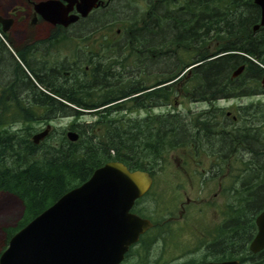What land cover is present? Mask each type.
I'll return each instance as SVG.
<instances>
[{
  "label": "trees",
  "instance_id": "obj_1",
  "mask_svg": "<svg viewBox=\"0 0 264 264\" xmlns=\"http://www.w3.org/2000/svg\"><path fill=\"white\" fill-rule=\"evenodd\" d=\"M176 1L171 0L172 4ZM184 1L173 15H154L151 3L148 4L147 10L140 14L145 15L142 30L138 37L134 36L135 42L128 48L133 58V64L128 67L129 81L124 83L115 78L109 66L95 67L92 83L85 86H91L97 91L91 97L94 104L89 110L101 108L100 112L95 110L93 113L98 112L97 114L102 116L94 123L82 127L77 141L69 142L64 136L54 144H48L45 140L36 145L29 140V132L10 133L9 128L0 130V216L11 214L8 211L10 198L17 200L21 206L17 221L1 229L5 246L0 253L16 231L65 192L86 181L91 173L103 164L115 161L130 171L141 170L151 174L153 164L169 151L183 148L188 143L198 149L202 141L200 128L196 127L203 123L199 121V115L191 119L192 126L189 128L188 118L178 113L115 119L108 117L110 113H118L123 108L142 110L167 106L168 96L178 94V85L184 96L189 94L191 102H211L227 95L233 98L248 95L244 82L247 80L246 74L248 71L258 72L259 68L248 61L245 55L258 59L257 54L259 50L262 51L260 36L257 38L250 33V26L257 20L256 6L252 0ZM169 2L162 1L166 7L165 12ZM236 10L239 15L233 14H236ZM190 19L191 25L187 26L186 23ZM105 25L107 24H102V27ZM212 39L226 41L222 45H218L217 41L210 52L205 50L201 55L178 63L180 58L177 57L176 48L197 46L199 42ZM139 46L143 66L147 62L150 65L157 63L158 67L162 61L171 62L169 65H172L157 74L149 88L142 83L130 82L141 77L137 74L136 65V51L140 49ZM170 46L174 47L173 51L169 50ZM155 52L157 58L152 59ZM199 62L203 63L185 75L184 70L187 67ZM243 64L245 71L241 75L242 78L237 81L229 80L230 73ZM6 68H10V65ZM2 82L0 79V83ZM79 101L81 102V99ZM254 108L256 111L262 109L257 106ZM256 111L255 114L262 117L261 112ZM73 116L75 118L78 115ZM105 117L106 120L103 121ZM33 118L29 113H13L10 116V80L5 81L0 87V125H10V119L31 122ZM239 135V144L246 141L245 137L252 138V143L249 142L248 145L260 144L261 137L259 138L257 132L245 130L240 131ZM259 162L255 164L260 167L262 174L263 164ZM245 177L247 174H244L242 180V187L245 188L242 193L248 188V180ZM254 194L251 200L247 192L240 195L239 210L243 211V214L248 210L244 205L250 202L254 205L251 212L253 216H257L264 209V187ZM244 219L246 235L239 243L237 255L232 258L241 264L248 256L254 258L251 264H264V249L257 254L247 250V231L251 225L247 218Z\"/></svg>",
  "mask_w": 264,
  "mask_h": 264
},
{
  "label": "flooded vegetation",
  "instance_id": "obj_2",
  "mask_svg": "<svg viewBox=\"0 0 264 264\" xmlns=\"http://www.w3.org/2000/svg\"><path fill=\"white\" fill-rule=\"evenodd\" d=\"M48 1L59 2L66 18L77 16V19L63 25L60 22L45 19L46 17L43 18L39 11L37 12V5ZM99 1L101 5L98 8L92 9L85 17L81 18L76 12V4L79 0H0V74L4 72L2 69L10 65V72L5 74L4 77L10 80V116L13 113H22L23 115L29 113L34 116L33 121L21 120L24 125L28 122L43 124V129H33L36 132L29 136V140L32 142V137L35 134L42 132L49 126L43 139H37L36 143L33 142L36 145L41 144L48 138L52 130L49 123L59 119L62 115L74 117L73 115L93 113L89 110V107L94 104V100L91 99L94 89L91 86L86 88L85 85L92 83L95 67L109 66L110 72L115 77V64L124 66L125 60L132 57V55H128L129 49H124L131 45L129 39L134 36L138 37L141 32L140 29L127 31L128 35L124 39V46L114 41L109 43L110 38L107 43L96 44L94 41L98 39L94 37L95 33L101 31L104 34H109L110 29L102 27V24L97 27L94 26L95 22H92L91 18L95 10H106L111 7L113 2L133 3L136 0ZM162 1L147 0L153 6L154 15H173V13H169L170 7L169 9L167 7L166 12L164 11L166 7ZM256 11L257 20L250 26V33L257 38L260 36L262 51L259 50L258 59L247 56L254 62L250 59L247 60L256 67L258 60L262 59L263 63H260L262 66L258 72L248 71L246 74L247 80L244 82L247 88V96L252 97L264 95V89H262L260 83L264 75V26L252 30V27L257 25L260 19V10L257 6ZM233 14L238 15L237 10L236 14ZM3 27H5L4 30ZM132 41L135 42L133 39ZM121 53H123V57L120 58ZM155 58H157L156 52L152 55V59ZM136 65L138 68L137 74L139 75L142 68L141 48L136 51ZM241 66L240 73H243L245 64ZM236 69L230 73L229 80L237 81L239 78L240 73L232 77V73ZM229 96L231 95L224 96L225 98L222 96L211 102H204L209 107L198 113L199 121L203 122L196 126L200 128L202 138L199 148L205 146L210 155L218 153L221 159L228 158L236 153L238 159L243 160L244 156L247 155L251 160V166L243 172V175L247 174L248 188L242 193L245 188L242 187L243 178L240 179L238 173L232 177L229 187L222 186V182L227 178V171L224 174H221L219 170L211 171L208 172L207 178L203 177L201 179L200 185H205L206 180L213 181L214 177L218 175L219 177L215 179V192L224 195L226 202L221 206L223 218L211 229L213 232L212 240H210L208 246L204 247L201 259L188 262H175V258L165 255L161 247H159L160 252L156 251V246L160 241L163 243L167 240L165 237L168 231L164 229L168 226L173 228L175 223L182 221L190 213V209L198 207L203 199L193 202L189 198H185V201L178 205L176 217L171 216L164 221L156 222L151 216L145 214L149 212V209L138 204V200L146 196L149 189L134 202L129 213L147 220L151 226L144 230L138 236L137 241L128 247L118 264H206L223 261H237L240 264L237 259L232 257L237 255L239 243L246 235V221L244 218H247L251 225L247 231L248 243L246 247L248 250V245L256 233L254 224L256 215L251 214L254 206L251 202L244 205L248 209L245 214H243V211L240 212L238 199L240 195L247 192L251 200L254 198V193H258L264 187V163L262 174L260 167L255 164L264 158V145H261L263 146L261 149H256L255 145H248L249 142L252 143V138L246 139V137V141L239 144V132L245 130L258 132L264 123V104H249L247 105L249 108L236 106L237 108L233 111H230L232 108L229 111H223L220 108L213 107L215 101L230 99ZM79 99H81V102ZM255 105H261L262 109L256 111ZM255 111L257 113L261 112L262 117L255 114ZM214 112L217 114L216 118ZM191 119L192 116L188 118L189 128L192 126ZM13 122L14 120L10 119V125ZM74 127L72 125L68 129L62 128L61 132L65 131V134L74 132L72 130ZM252 137H254V133ZM185 147L197 150L191 143H188ZM149 175L151 176V174ZM256 178L259 179L256 180ZM151 180L153 182L152 176ZM211 186H213V183H211ZM160 234L162 236H159ZM210 255L214 257L207 258Z\"/></svg>",
  "mask_w": 264,
  "mask_h": 264
},
{
  "label": "rangeland",
  "instance_id": "obj_3",
  "mask_svg": "<svg viewBox=\"0 0 264 264\" xmlns=\"http://www.w3.org/2000/svg\"><path fill=\"white\" fill-rule=\"evenodd\" d=\"M105 1L106 0H103V2ZM168 1H170L168 9L169 7L171 8L169 9V13L177 12V10L183 5L182 2H185L184 0H177L174 4H172L171 0ZM148 4L149 2H147V0H136L133 3L113 2L111 7L106 10H95L91 18V21L95 22L94 26L97 27L99 24H107L104 27H107L110 31L109 34H104V32L101 31L95 33L94 37L98 40H95L94 43L104 44L107 43L110 38L111 40L109 43L114 41L115 43H119L124 46V39L128 35L127 31L130 29L142 30L141 26L143 25V20L145 21V15L140 14H143L147 10ZM191 22L192 21L190 19V21L186 23L187 26H190ZM131 34L133 33L131 32ZM132 39L134 40V37L129 39L131 44L134 42ZM217 41L218 45H222L226 40H205L203 43L199 42V45L197 46H190L184 49L176 48L175 51L177 52V57L180 58L178 63L188 61L198 54L201 55L205 50L210 52ZM128 48L129 47L124 50H127ZM173 48V46H170L169 50L173 51ZM128 55H131L130 51ZM121 57H123V53H121L120 58ZM246 57L247 56L245 55V58ZM132 59V57H129L125 60L124 66L115 64V78L124 81V83L129 81L127 80V77H129L128 67L133 64ZM116 61H118V59H116ZM162 62H159L158 67L156 66L157 63L151 65L147 62L144 63V66L142 65L141 68L142 73L139 74L141 77L138 78V80H130V82L142 83V85H147L146 88H149L155 81V76L157 74L172 67V65H169L171 62ZM199 63H195L194 65ZM260 63H263L262 59L257 61L258 68L262 66ZM2 71L4 72L0 74V78L3 82L0 83V87L5 83V81H7L4 77L5 74L10 72V68L5 67ZM185 75H187V72ZM241 75L242 73H240L239 78H242ZM190 84L191 83H189V85ZM96 92L97 91L93 92V94ZM146 92H148V90ZM183 94L180 90V86L178 85V94H170L168 96L169 105L167 106L142 110H126L123 108V110L118 113H110L108 117L113 119L119 117L125 118L127 116L131 118H144L147 115L178 113L187 118H191V116L194 118L198 115V113L208 109L209 106L206 103L200 101L191 102L189 94H185V96ZM228 98L230 99L215 101L213 107L220 108L223 111H229V109L232 108L230 111H233L237 108L236 106L243 107L255 103L264 104V95L258 97L243 96ZM125 105L127 108V104ZM256 106L257 105H255V107ZM257 107L262 108L261 105ZM100 109L101 108H98L96 110L100 112ZM97 113L83 114L75 118L72 116L60 117L59 119L52 121L49 123L52 130L48 135L50 138L46 139L47 143L54 144L58 139L63 138L65 131L61 132V129H68L69 127H72V125L75 126L72 130L79 136V132L83 129L82 127L87 124L94 123L98 120L99 116H102V114L98 115ZM214 114L216 118V112H214ZM105 120L106 117L103 121ZM258 124L260 123L258 122ZM7 128H9L8 130L10 133L17 131L22 134L24 132L33 134L36 132L34 130L43 129L44 126L43 124L40 125L37 123H26L24 125L21 123L20 119H17L11 125H7V123L0 125V130ZM257 133L259 134V137H261V140L259 144L260 146L257 145L256 149H261L263 147L261 145H264V123L261 125V128H259ZM78 139L79 137L77 140ZM260 162L263 164L264 158L260 160ZM250 166L251 160L247 155L244 156L243 160L238 159L236 153L230 155L228 158L221 159L218 153L210 155L205 146H202L195 151L194 149L192 150L185 147V145L183 148L169 151L162 159L153 164V167L151 168V176L153 178L152 186L147 195L138 201L139 206H144L149 209V212L145 214L151 216L153 220L161 222L171 216L176 217L178 205L184 202L185 198H189V200H192L193 202L203 199V202L198 207L190 209V213L187 214L182 221L175 223L173 228L168 226V228L164 229L168 231L167 235L165 234V238H167V240L163 243L160 241L156 246V251L160 252L159 247H161L165 255L173 259L175 258V262L200 260L204 247L208 246L211 242L210 240H212L213 232L211 229L223 218L221 206L226 202L224 195H219V192H215V179L219 177L218 175L214 177L215 179L213 181L206 180L204 182L205 185H200L201 179L203 177L207 178L209 175L208 172L211 171L219 170L221 174H224L227 171V178H225L222 182V186L229 187L232 177L238 173L240 179H242L244 177L243 172L248 170ZM247 178L248 177H245V179ZM211 183H213V186H211ZM8 211H10L11 214L6 213V215L0 216V251L5 246L1 229L17 221L21 214V206L17 200L10 198V209ZM159 236L162 235L160 234ZM213 257L214 256L211 255L207 256V258ZM253 259L254 258L247 256L243 264H251Z\"/></svg>",
  "mask_w": 264,
  "mask_h": 264
},
{
  "label": "water",
  "instance_id": "obj_4",
  "mask_svg": "<svg viewBox=\"0 0 264 264\" xmlns=\"http://www.w3.org/2000/svg\"><path fill=\"white\" fill-rule=\"evenodd\" d=\"M252 3L260 10L259 23L252 27L254 31L264 26V0ZM100 5L99 0H79L76 12L83 18ZM37 9L43 18L63 25L77 19V16L66 18L59 2L41 3ZM202 63L190 65L185 74ZM241 70L242 66L232 77ZM260 83L264 89V75ZM46 129L32 137L34 143L43 139ZM65 137L75 142L78 135L67 132ZM151 184V176L145 171H130L115 161L103 164L86 181L65 192L16 231L0 253V264H118L128 247L151 226L147 220L129 213ZM254 224L256 233L248 245L252 254L264 249V209L255 217Z\"/></svg>",
  "mask_w": 264,
  "mask_h": 264
},
{
  "label": "bare ground",
  "instance_id": "obj_5",
  "mask_svg": "<svg viewBox=\"0 0 264 264\" xmlns=\"http://www.w3.org/2000/svg\"><path fill=\"white\" fill-rule=\"evenodd\" d=\"M62 91V90H61ZM78 99V98H77ZM65 100V99H64ZM67 100V99H66ZM66 104V103H65ZM251 188V187H250Z\"/></svg>",
  "mask_w": 264,
  "mask_h": 264
}]
</instances>
